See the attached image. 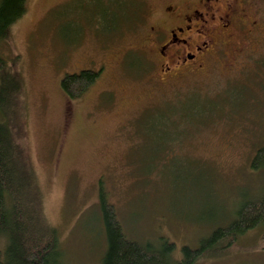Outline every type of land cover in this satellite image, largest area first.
<instances>
[{"label":"rangeland","instance_id":"rangeland-1","mask_svg":"<svg viewBox=\"0 0 264 264\" xmlns=\"http://www.w3.org/2000/svg\"><path fill=\"white\" fill-rule=\"evenodd\" d=\"M170 1L195 2L27 0L0 40L8 66L18 59L26 155L58 264H102L100 188L129 238L173 242L177 259L264 193V166H252L264 146V0L231 69L215 57L163 83L143 35ZM83 69L101 72L69 101L60 81ZM263 237L251 229L196 264H264Z\"/></svg>","mask_w":264,"mask_h":264},{"label":"trees","instance_id":"trees-1","mask_svg":"<svg viewBox=\"0 0 264 264\" xmlns=\"http://www.w3.org/2000/svg\"><path fill=\"white\" fill-rule=\"evenodd\" d=\"M27 0H1L0 40L9 38L10 28L26 11ZM18 59L9 67L0 56V264H58V234L46 219L36 176L28 162L18 102L22 79ZM100 70L83 69L65 74L60 87L66 98L76 100L95 83ZM15 103V105H14ZM13 104L14 109L11 108ZM264 166V146L257 149L252 166ZM262 169V168H261ZM98 207L105 242L102 264H196L235 245L239 236L264 226V193L245 203L227 226L214 229L198 247L184 246L174 258L175 244L161 239L157 244L129 238L115 208L102 188ZM264 238V237H263Z\"/></svg>","mask_w":264,"mask_h":264},{"label":"flooded vegetation","instance_id":"flooded-vegetation-1","mask_svg":"<svg viewBox=\"0 0 264 264\" xmlns=\"http://www.w3.org/2000/svg\"><path fill=\"white\" fill-rule=\"evenodd\" d=\"M258 2L195 0L177 5L170 1L159 14L154 12L143 35V51L155 60L158 80L167 83L195 74L215 63V57L231 69L245 49V38L257 28Z\"/></svg>","mask_w":264,"mask_h":264}]
</instances>
